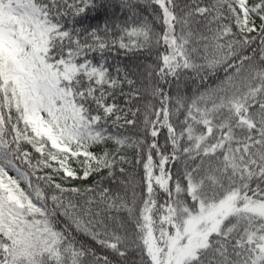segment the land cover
<instances>
[{"label":"snow or ice","instance_id":"1","mask_svg":"<svg viewBox=\"0 0 264 264\" xmlns=\"http://www.w3.org/2000/svg\"><path fill=\"white\" fill-rule=\"evenodd\" d=\"M0 264H264V0H0Z\"/></svg>","mask_w":264,"mask_h":264},{"label":"trees","instance_id":"2","mask_svg":"<svg viewBox=\"0 0 264 264\" xmlns=\"http://www.w3.org/2000/svg\"><path fill=\"white\" fill-rule=\"evenodd\" d=\"M93 17H95V18H93ZM76 19H77V21H79L81 18L78 17ZM103 20H104V16L102 14L100 16H97L96 13L89 12L87 15V18H85L83 20V25H91V26H95L97 24L102 25ZM257 23H259V22H257ZM83 25L80 23L76 24L77 27H80ZM252 35H255V33H253ZM258 43H259V41H256L250 47L255 48ZM247 54H251V53L248 52ZM117 59H119L120 61H122L124 63L129 62L124 57H118ZM141 59H143V57H141ZM113 63H115V61H113ZM225 68H226V66L222 65V66L216 68L214 73H208L206 76L204 74H202L201 78L192 79L190 76L188 79H186L185 81L182 82L181 91L186 92L187 94L191 95L196 90H203L204 87L214 86L215 84L219 83L220 80L224 79V77L232 71L231 69H228L226 72ZM172 87H173V91H175V85H173ZM161 141H163V136H161ZM23 147L28 149L29 151H31V148L29 145H23ZM107 147L110 148L111 145H108ZM91 150L94 152H99V148L96 146H94ZM126 153H127L129 160H131L132 163L126 164V165H124V167L126 168L128 174L133 175L137 179H139L140 175L142 174V168H140L139 166H137L135 164V157H134L133 150H126ZM36 155L37 154L33 153V161H35ZM81 159H83V158H81ZM17 164H20V161H17ZM21 166L26 167L23 165H21ZM72 166L77 171H79V165L78 164H76L75 162H72ZM117 175L119 176V173H117ZM102 176H104L105 178L102 179ZM55 179L57 180V182L62 183L63 186L66 188L78 187L81 189V191H83V189L85 187H89V186L96 187L97 185H99L100 187H106V186H110L113 188L116 187V185L113 184L110 179L106 178V173L93 174L86 181L85 180H79V179L64 181V180H61L59 176H56ZM67 195L70 197L72 196L71 193H68ZM74 199L79 201L82 198L81 197H74ZM57 227H69V225L63 217H58L57 218ZM78 238L80 240L84 241L85 243H91L90 241H88V239L86 237L78 235Z\"/></svg>","mask_w":264,"mask_h":264},{"label":"rangeland","instance_id":"3","mask_svg":"<svg viewBox=\"0 0 264 264\" xmlns=\"http://www.w3.org/2000/svg\"><path fill=\"white\" fill-rule=\"evenodd\" d=\"M9 175L16 176V173L14 171H9ZM21 186L24 187L25 185L21 183Z\"/></svg>","mask_w":264,"mask_h":264}]
</instances>
